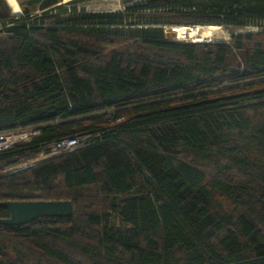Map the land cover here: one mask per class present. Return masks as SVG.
<instances>
[{
    "label": "trees",
    "instance_id": "trees-1",
    "mask_svg": "<svg viewBox=\"0 0 264 264\" xmlns=\"http://www.w3.org/2000/svg\"><path fill=\"white\" fill-rule=\"evenodd\" d=\"M7 4L0 134L39 132L0 149V200L74 212L0 224V264H264V0H137L47 24ZM170 17L261 29L184 42Z\"/></svg>",
    "mask_w": 264,
    "mask_h": 264
},
{
    "label": "rangeland",
    "instance_id": "rangeland-1",
    "mask_svg": "<svg viewBox=\"0 0 264 264\" xmlns=\"http://www.w3.org/2000/svg\"><path fill=\"white\" fill-rule=\"evenodd\" d=\"M6 1V0H5ZM137 0H61L55 5L42 9L40 7V2L35 0H13L18 13L14 14L10 7L11 13L17 16L19 21L31 22L35 17L46 16L45 24L54 22V19H51L50 16H55L59 18H67L75 12H80L84 10L85 12H120L124 11L125 7L128 4H131ZM7 3V2H6ZM26 9V10H25ZM147 14V13H146ZM170 21L164 24H159L164 28V32L167 33L170 37L169 39L175 40V35L172 33V27L175 25H187L180 23L176 18L170 17ZM178 22V23H176ZM153 25V24H152ZM190 26V25H189ZM261 26L248 25L243 27H226L221 26L219 34L213 38V40L203 41V42H232V35L234 34H246V33H256L260 31ZM6 37V33L0 31V40ZM184 42H191L189 39L183 40ZM110 49V48H109ZM15 132V131H14ZM14 132H7L9 135ZM16 133V132H15ZM18 138V141L15 140ZM20 135L11 137L9 140L11 145L14 144V141H24L21 139ZM15 142V143H16ZM9 145V146H11ZM7 146V147H9ZM3 148V147H2ZM24 163L20 164L16 168H11L12 171L19 170L18 167L22 166ZM5 171V170H4Z\"/></svg>",
    "mask_w": 264,
    "mask_h": 264
},
{
    "label": "water",
    "instance_id": "water-1",
    "mask_svg": "<svg viewBox=\"0 0 264 264\" xmlns=\"http://www.w3.org/2000/svg\"><path fill=\"white\" fill-rule=\"evenodd\" d=\"M0 207L9 212L8 216L0 217V224L4 226L27 225L42 217H69L74 212L70 199L0 200Z\"/></svg>",
    "mask_w": 264,
    "mask_h": 264
},
{
    "label": "built area",
    "instance_id": "built-area-1",
    "mask_svg": "<svg viewBox=\"0 0 264 264\" xmlns=\"http://www.w3.org/2000/svg\"><path fill=\"white\" fill-rule=\"evenodd\" d=\"M15 132L11 133L10 134L11 136H8L9 135L8 133L0 134V139L2 140L0 149L2 147L5 148L11 145V142L9 140H11L10 138L13 136L15 137L16 135H20L22 137L21 138L22 140L27 141L31 138L32 135L37 134L39 131L30 130V131H15ZM84 139H85L84 137L83 138L73 137V138H65V139L59 140L56 143H54L52 146H50L48 152L41 153L38 157L32 160H29L26 163H24L22 166L18 167V169L27 168L46 158H50L53 156H57V155L70 152L74 150L75 148L82 146ZM15 140L18 141V138H15ZM16 141H14V143Z\"/></svg>",
    "mask_w": 264,
    "mask_h": 264
},
{
    "label": "bare ground",
    "instance_id": "bare-ground-1",
    "mask_svg": "<svg viewBox=\"0 0 264 264\" xmlns=\"http://www.w3.org/2000/svg\"><path fill=\"white\" fill-rule=\"evenodd\" d=\"M220 29V25H198L192 28L189 25H175L171 32L178 41L189 39L192 42H203L213 40L219 34ZM1 143L0 139V145Z\"/></svg>",
    "mask_w": 264,
    "mask_h": 264
}]
</instances>
